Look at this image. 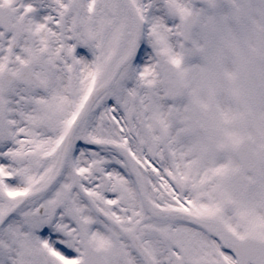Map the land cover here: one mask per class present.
I'll return each instance as SVG.
<instances>
[{"label": "snow or ice", "instance_id": "snow-or-ice-1", "mask_svg": "<svg viewBox=\"0 0 264 264\" xmlns=\"http://www.w3.org/2000/svg\"><path fill=\"white\" fill-rule=\"evenodd\" d=\"M0 264H264V0H0Z\"/></svg>", "mask_w": 264, "mask_h": 264}]
</instances>
